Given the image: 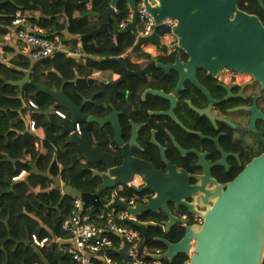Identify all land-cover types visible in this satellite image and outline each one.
Segmentation results:
<instances>
[{"label": "trees", "instance_id": "1", "mask_svg": "<svg viewBox=\"0 0 264 264\" xmlns=\"http://www.w3.org/2000/svg\"><path fill=\"white\" fill-rule=\"evenodd\" d=\"M109 2L0 0L1 30L10 29L13 14L20 10L30 25L44 29L48 37L58 35L61 38L65 29L73 39L63 40L64 44L70 50L78 45L81 52L78 59L57 54L33 63L19 51L20 44L15 41L20 48L15 50L10 47L8 59L5 55L0 57V264H69L67 245L53 242L55 238L65 239L61 224L73 204V198L62 193L60 187L63 189L67 185L80 192L94 193L101 181L92 175L91 169L103 170L102 165L87 163L78 147L69 143L66 129L71 119L66 110L56 107L50 96L29 85L20 90L5 84L6 81H18L29 72L35 83L53 92L61 90L76 106H80L84 99H90L82 106L85 115L103 117L113 107L121 113L122 137L124 140L129 137L128 119L132 117L130 111L134 109L132 102L138 101L149 84L142 78L128 77L127 82L119 88L127 91L128 95L124 97L105 83L97 84L90 78L94 70H112L119 75L121 71L118 65L107 60L111 57L124 55L126 67L134 71L138 69V65L127 61L130 56L138 55L130 53L135 35L118 29L119 22L128 15L123 3L117 5V13L109 18L108 33L84 37L99 25V19L87 13L100 14ZM60 17L65 25L58 23ZM141 55L148 58L142 52ZM29 101L36 107L29 106ZM30 121L34 122L32 131L28 126ZM78 126L80 137L91 145H99L103 151H107L108 145L113 144L109 125L100 129L96 124L80 122ZM112 155L119 165L120 153ZM22 172L25 173L24 178L14 180ZM108 192L106 190L101 194L102 203ZM121 194L131 197L134 193L123 189ZM161 219L153 214L138 217L139 221L155 225L146 230L150 237H162L171 243L179 241L184 234L183 228L177 226L165 233L159 226ZM122 224L132 226L126 222ZM110 238L117 246L118 238ZM43 239L45 242L39 246L37 243ZM146 247L148 250L164 251V246L158 242H149ZM112 257L118 264H123L117 252H113ZM186 260L185 256H179L171 264H183Z\"/></svg>", "mask_w": 264, "mask_h": 264}, {"label": "water", "instance_id": "2", "mask_svg": "<svg viewBox=\"0 0 264 264\" xmlns=\"http://www.w3.org/2000/svg\"><path fill=\"white\" fill-rule=\"evenodd\" d=\"M264 10L263 0H257ZM123 3L133 12V20L126 30L136 33V5L141 3L152 17L155 27L150 36L139 38L130 53H139L142 44L161 46L162 37L172 36L175 46L189 56L186 64L180 65L178 59L172 65H157L167 73L174 70L179 73V83L192 76V70L202 67L208 71L230 69L247 71L254 77H264V27L256 16L247 15L236 8L237 0H110L108 7L100 14L89 12L87 15L98 18L99 25L84 37H95L108 33L107 24L111 16L117 13V5ZM233 16V18H231ZM164 19L173 21V25L162 23ZM118 65L121 74L116 82H107L115 92L127 96V92L117 90V85L125 83L130 76L141 79L150 76L153 62L146 67L131 71L126 67L124 57L107 59ZM183 68L186 73H183ZM5 84L20 90L29 85L38 92L50 96L55 106L70 115V124L66 129L69 143L76 145L85 161L91 165H102L103 170L91 169L92 175L101 183L94 193L80 192L70 186H64L62 193L73 199H79L82 206H90L94 212L102 208L101 194L119 186H125L133 176H138L141 186L129 188L132 193L141 196L134 207H126L118 201L107 206L126 209L131 215L130 223L142 234L143 247L149 242H158L164 246V252L158 259H166L171 264L175 258L185 256L187 264H263L264 260V154L253 159L235 178L220 185L209 175H184L168 166L166 172L156 170L155 166L132 155V147L139 148L136 139L137 125L130 122L132 130L127 141L122 138L119 122L120 112L113 107L103 117L85 115L82 106L90 99H84L80 106L74 105L61 90L53 92L35 83L26 72L18 81H6ZM161 96L169 100L163 92L145 89L141 95ZM80 122L96 124L100 129L109 125L112 129V142L120 148L119 165L115 158L99 145H91L74 132V125ZM153 138L151 139V143ZM191 181H195L191 184ZM148 193L147 197L143 195ZM174 211L184 208L188 214L199 219L200 223L189 224L187 220L176 217ZM142 214L163 215L160 222L164 232L181 226L184 234L179 241L171 243L162 237H150L146 230L152 223H140ZM123 245L117 250L123 264H130L127 257L129 244L119 237ZM99 261L102 262L101 259Z\"/></svg>", "mask_w": 264, "mask_h": 264}, {"label": "flooded vegetation", "instance_id": "3", "mask_svg": "<svg viewBox=\"0 0 264 264\" xmlns=\"http://www.w3.org/2000/svg\"><path fill=\"white\" fill-rule=\"evenodd\" d=\"M262 4L264 6V0ZM236 8L256 16L264 27V10L257 0H237ZM171 38L170 47L161 46L155 58L144 57L141 51L135 56L142 60L135 71L153 62L151 75L142 77L149 84L145 89L163 92L170 99L146 95L142 100L145 89L142 91L128 119V123L137 125L139 148L132 147V155L152 163L160 172H166L169 166L184 175H209L210 179L224 185L253 159L264 154V77L256 78L247 71L212 72L196 67L192 76L178 86V72L164 73L156 67L172 65L177 59L180 65L189 61V56L177 48ZM182 71L186 73L185 68ZM119 78L120 74L112 82ZM125 83L118 84L117 90L124 92L119 88ZM129 126L130 135L132 127ZM116 153H120L119 147ZM168 208L193 224L194 216L184 208L174 211L170 204ZM157 217L164 219L163 215Z\"/></svg>", "mask_w": 264, "mask_h": 264}, {"label": "built area", "instance_id": "4", "mask_svg": "<svg viewBox=\"0 0 264 264\" xmlns=\"http://www.w3.org/2000/svg\"><path fill=\"white\" fill-rule=\"evenodd\" d=\"M136 33L135 42L139 38L150 36L155 27V23L151 16L145 11L143 5H136ZM27 17L23 16L20 10L15 11L10 22V31L12 38L18 42L24 54L33 62H38L42 59L53 58L57 54H64L68 57H78L81 52L77 47L70 50L58 35L46 36V31L40 27L26 25ZM133 20V12L128 10L127 18L118 24L120 31L126 30V26ZM162 23L173 25L170 19H164ZM166 34L162 38L169 37ZM171 37V36H170ZM134 42V43H135ZM166 47H170L169 44ZM32 108L36 106L32 102H28ZM59 114V113H57ZM29 129L32 131L34 122L30 121ZM74 132L81 136V131L78 124L74 125ZM116 147L114 144H109L107 151L110 154H115ZM131 186H141V181L138 176H133L131 180L123 187L119 186L104 195L105 202L102 203V208L98 212H94L90 206H82L79 199H73L72 209L68 216L62 221L61 229L65 233V239L55 238L54 243L62 242L67 245L66 253L70 258L69 264H118L112 257L113 252H117L123 245L122 237L128 244L127 257L130 264H167L166 259H158L164 251L160 249L148 250L147 247L139 249L142 243V236L136 227L124 225L122 223H130L131 215L126 209L112 208L107 209V206L115 200L123 203L126 207H134L136 202L141 200V196L133 194L131 197L122 195L123 189H129ZM62 190V186L60 187ZM176 217L185 220V216L174 214ZM139 221V220H138ZM140 223H145L139 221ZM200 223L199 219L194 216L193 224ZM131 224V223H130ZM153 224V223H152ZM189 224H191L189 222ZM157 225V224H156ZM160 228L164 231V226L159 223ZM110 236L118 238L119 243L114 246ZM45 239L38 242L42 246ZM121 260V259H120ZM122 262V260L120 261ZM123 263V262H122ZM183 264H187L185 261Z\"/></svg>", "mask_w": 264, "mask_h": 264}, {"label": "crops", "instance_id": "5", "mask_svg": "<svg viewBox=\"0 0 264 264\" xmlns=\"http://www.w3.org/2000/svg\"><path fill=\"white\" fill-rule=\"evenodd\" d=\"M58 23L62 24V25H65V21H64V19L62 17L58 18ZM26 25H30L28 20H26ZM3 29H6V30H1L0 29V57L5 55V58L8 59V58H10V47H13L16 50L17 48L19 49L21 46L19 45L20 47H18L17 45H15V40L12 38V35H11L12 32L10 31V29H8V28H3ZM61 35H62L61 38L64 41H70L71 39H73L66 32L65 29L62 30V34ZM170 42H173L172 38L170 36L169 37H165V39L163 38L161 40V46H165L166 44H168ZM161 46L158 47V46H155V45L150 44V43L142 44V46L140 47L139 52L141 51L142 53L146 54L148 56V58L152 59V58H155V56H157L159 54V50L161 49ZM19 51L24 53L22 51V48H20ZM78 57H75V59H78ZM122 57H124V55H122ZM141 61H142L141 57H135V56H131L130 57V64L138 65V63H140ZM125 63H126V61H125ZM90 75H91L90 78L92 80H94L97 84L112 82V81L116 80L117 76H118L112 70H105V71H96V70H94V71L91 72ZM136 101H137V99H136ZM136 101L132 102L133 108H135V106H136V104H135ZM24 176H25V173L22 172L14 180L23 179Z\"/></svg>", "mask_w": 264, "mask_h": 264}]
</instances>
